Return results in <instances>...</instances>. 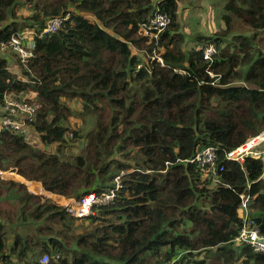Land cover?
<instances>
[{"label":"trees","instance_id":"trees-1","mask_svg":"<svg viewBox=\"0 0 264 264\" xmlns=\"http://www.w3.org/2000/svg\"><path fill=\"white\" fill-rule=\"evenodd\" d=\"M178 1L0 0V42L68 14L56 32L35 38L25 80L11 69L12 54L0 50V107L5 92L33 93L40 105L33 133L60 143L57 152L41 153L2 131L0 168L17 166L45 190L27 182L31 189L76 200L114 187L116 176L120 184L111 203L83 216L90 228L73 233L65 206L40 202L25 184L0 177V264H15L11 255L17 264H164L182 253V264H264V253L233 241L243 224L236 211L241 193L249 195L251 224L264 235L262 158L223 159L264 130V49L257 44L264 0H222L224 21L232 13L252 34L197 35L198 46L188 49L181 47ZM23 3L30 13L19 21ZM156 11L169 18L157 38L163 65L140 30ZM205 43L218 50L209 67ZM63 97H79L83 111L96 115L72 159L62 151L71 114ZM207 146L218 154L216 177L188 161ZM43 216L64 223L65 232L37 223V239L16 233L7 248L3 221ZM43 254L47 263L39 261Z\"/></svg>","mask_w":264,"mask_h":264},{"label":"built area","instance_id":"built-area-1","mask_svg":"<svg viewBox=\"0 0 264 264\" xmlns=\"http://www.w3.org/2000/svg\"><path fill=\"white\" fill-rule=\"evenodd\" d=\"M68 17V14L64 16H54L46 19L44 26L40 30L33 28L23 29L18 32H14L10 35L7 41L0 42V50L5 54H12L19 67L22 66L29 70V60L33 54V48L35 44V38H41L44 35L56 32L62 25L63 19ZM169 24V18L166 14L159 11L154 14L145 22L140 24V30L142 34L154 41L153 58L163 65L162 59L156 51L159 49L158 35ZM216 55V47L212 43L206 44L202 48L203 59L207 60V64L210 65L213 61V57ZM12 69V68H11ZM17 72V69H13ZM185 71L180 69L179 73ZM21 80H25L20 77ZM34 94H17L12 91L5 92L3 95V103L0 107V132L10 131L21 137L27 139L33 133V124L36 121L40 105L34 99ZM70 135H72L70 133ZM263 145L261 148L258 146ZM250 155L254 158H262V176H264V130L257 135L248 138L243 144L239 145L235 149L226 152L223 155V159H234L240 164L243 162L244 157ZM218 154L216 148L213 146H207L199 149L191 158L189 162L202 168L205 172L216 177L217 175V160ZM222 169V167H220ZM6 171L0 169V177L6 178ZM16 176H18L16 174ZM16 178L13 176L10 179ZM23 179V178H21ZM118 179V176H117ZM119 179L115 178V186L107 191H90L81 196L78 200L74 198H66L63 195L57 194L59 199H63L62 205L66 207V210L74 217L81 218L88 215L94 206L103 204H109L113 200L115 190L119 187ZM27 187V186H26ZM29 191L30 188L28 187ZM32 192V190H31ZM249 195L245 193L240 194V204L237 208V215L242 219V226L238 234L233 239L234 242L240 244L249 245L256 253H264V235L253 226L249 216L248 209ZM58 257V255H56ZM181 254L165 261L164 264H182ZM49 260L48 254L40 256L39 261L41 263H47Z\"/></svg>","mask_w":264,"mask_h":264},{"label":"rangeland","instance_id":"rangeland-1","mask_svg":"<svg viewBox=\"0 0 264 264\" xmlns=\"http://www.w3.org/2000/svg\"><path fill=\"white\" fill-rule=\"evenodd\" d=\"M182 0H179L181 2ZM184 2V0L181 2V4ZM193 5L189 10V13L191 16L196 15L197 19H191L190 22H187V13L185 12V7L181 8V17L179 15L178 21H179V31L183 34L184 40L181 45L182 48L188 49L192 46L197 47L196 43V36L197 35H209V36H214L216 34L223 36L224 38L227 37L229 39L232 34L234 33H241V34H246V35H251L253 30L243 23L240 19L237 18L234 14L230 13V20L229 22H225L224 19L222 18L223 14L227 13L223 9V1L222 0H210V14L208 18H205L202 20V18L196 14V11L200 12V9L202 7L201 5V0H193ZM30 13V6L26 3L21 4L17 9H16V16L19 21H22L21 18L27 16ZM184 13L186 14L184 16ZM182 18V19H181ZM189 23V26L186 27ZM258 38L261 37L262 40H257V44L259 47L264 49V31H261L258 33ZM208 44V43H207ZM197 45V46H196ZM206 45V43H205ZM204 45V46H205ZM203 46V47H204ZM218 50L216 48V54ZM11 63L10 66L12 69H17V73L20 75V77L27 78L26 74H23V67H19L18 63L14 60V57H11ZM211 65V64H210ZM210 65L207 64V67ZM210 76H214V73L211 71H208ZM215 81H217L215 79ZM24 94H33L30 92H23ZM62 101L69 106L71 109V114L69 118L64 122L65 126L68 127L69 132L65 134V142L62 147V151L64 152V158L69 157V159H72L73 155L78 154L82 148H84L85 143H86V135L87 133L94 128L95 125V120H96V115L93 113L85 112L83 111V103L82 100L79 97H73V98H67L63 97ZM71 130H77V133L79 135V138L77 140L71 141V138L73 135H70ZM29 145H31V148L35 151L39 152H44V153H55L58 151V146L60 143H44L41 141L39 134H32L31 136H28L27 139H25ZM2 171H6V180H12L15 182L23 183L25 184V189L27 192H30L31 194L38 195L40 196L41 200L40 202L44 201L45 199L52 201L55 205L62 206L61 204L63 203V199H59L56 193H50V191L47 192H37L36 189H31L29 186V183L27 182H35V180L27 179L25 176H23L21 173H19V169L17 166H10L7 168H0ZM16 174L23 179L19 178L16 176ZM13 176L16 178L10 179ZM116 180L117 176L115 177ZM36 183H40L39 181H36ZM42 186V184L40 183ZM38 186V187H41ZM30 188V191L28 189ZM112 188V187H110ZM109 188V189H110ZM108 189V190H109ZM32 190V192H31ZM42 191V188H41ZM107 191V190H105ZM11 205V203H9ZM95 211V209H93ZM93 213V212H92ZM74 218L73 220H69L72 225V230L71 232L73 233H80L86 230L87 228H90L91 226V219L87 220L82 218ZM2 219V218H0ZM5 224L4 230H5V236L7 238V245L9 246L13 242L14 235L16 233L21 234L22 237H27L31 240H35L38 238V236L35 233V227L34 224L40 223V224H50L53 226L54 230H61L62 232H65L66 226L65 224L59 222L57 219H46L45 222V216H43L41 219L31 221V218H28V221L26 223H22L19 220L10 222V221H3ZM28 223V224H27ZM183 254V253H182ZM181 254V255H182ZM36 258H38V254L35 253L34 255ZM11 258H14L16 260V255H11ZM181 258V257H180ZM13 259V262L15 264L16 261Z\"/></svg>","mask_w":264,"mask_h":264},{"label":"crops","instance_id":"crops-1","mask_svg":"<svg viewBox=\"0 0 264 264\" xmlns=\"http://www.w3.org/2000/svg\"><path fill=\"white\" fill-rule=\"evenodd\" d=\"M183 1V0H182ZM181 1V2H182ZM181 2H179L178 1V9H177V13H178V17H179V15H180V17H181V12H180V10H181V8H183V7H185V12L187 13V10L188 9H190L191 7H192V5H193V0H184V2L181 4ZM201 5H202V7H201V9H200V12H198V10L196 11V14H198L201 18H202V20L203 19H205V18H208V16H209V14H210V11H209V8H210V4H209V2H210V0H201ZM186 14L184 13V16H185ZM192 17H193V19H197V17H196V15H193V16H191L190 15V13H189V10H188V13H187V22H190L191 21V19H192ZM182 19V18H181ZM188 25L186 26V27H188L189 26V23H187ZM36 182V181H35ZM40 184V183H39ZM41 186V185H40ZM41 188L42 189H44L42 186H41ZM45 190V189H44ZM51 193V192H50Z\"/></svg>","mask_w":264,"mask_h":264}]
</instances>
